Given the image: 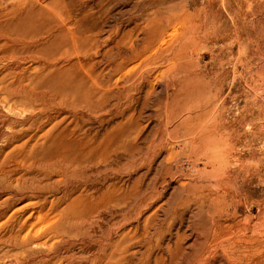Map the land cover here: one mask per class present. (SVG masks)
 <instances>
[{"label": "rangeland", "instance_id": "374dc122", "mask_svg": "<svg viewBox=\"0 0 264 264\" xmlns=\"http://www.w3.org/2000/svg\"><path fill=\"white\" fill-rule=\"evenodd\" d=\"M0 53L63 208L22 247L0 217V264H264V0H0Z\"/></svg>", "mask_w": 264, "mask_h": 264}, {"label": "bare ground", "instance_id": "6f19581e", "mask_svg": "<svg viewBox=\"0 0 264 264\" xmlns=\"http://www.w3.org/2000/svg\"><path fill=\"white\" fill-rule=\"evenodd\" d=\"M10 71H0V194H4L6 196L2 199L3 202H0V217H5V220L3 221V223L5 224L6 220L8 222V220L12 219V221H10V231L13 230V232L7 231L10 238L9 241L11 242V246L13 244V247L15 245V247H22V245H28L30 244V242H35L40 237V234L58 229L56 227H58L59 225L56 223H58V219H60V214L63 209L60 207L62 199L57 196L54 199L47 198L46 195L48 193V189H45L44 186H40L39 183L56 174V172L58 171L57 168H59L60 160L58 158L59 154L56 153L55 146L56 144L58 145L56 141L59 140L60 135L56 137V128L52 126L55 129V132H50V129L45 130L41 135L43 140L40 147L36 146V142L39 138V136H37V131L41 130L45 124L43 123L44 121H38V114L35 115V118H31L32 120H28L24 115V110L26 109V104L28 102L27 100H31L29 98L30 96L32 97V95H34L35 97H37V99L39 98V101L34 102L39 104L41 103V101H44L42 97L49 95V90L47 89V92H35L36 90L34 91V89L42 84L38 85L36 83L30 85L31 83L26 81L25 70H21L16 73L11 81H6L7 76L11 74ZM52 91L53 92L52 94H50V96L52 97L53 101H56L58 98L57 93L53 89ZM39 105L41 106V104ZM46 113L49 112L47 111ZM55 114L56 113L54 112L51 118L52 120L55 119ZM14 115H16L20 120H18L20 128L18 129L19 131L16 134L10 132V119H12L11 117ZM52 125L56 127V123ZM29 126H33V129L30 130ZM64 134H66V137L67 133L64 132ZM61 135H63V133H61ZM46 142H49V144L51 145L50 147L53 148V153L50 152L49 154V152L47 151L46 155H44L45 153L41 151V147ZM47 153L48 155H52L47 156ZM31 158L35 159L31 160ZM44 158H47L49 161ZM28 180L31 181L29 182ZM14 181H16V183H14L13 185L15 187L13 190L12 182ZM27 182L31 184H27ZM52 189H55V187L53 186ZM62 193L64 194V192ZM66 193L68 194L67 197H69L70 193ZM10 196H17V198L13 197L14 200H11ZM31 199H35V201H31ZM21 202H24L21 206L15 207V209L13 208L17 203ZM68 207L69 205L67 206V208ZM11 209L13 210L12 212ZM27 210L31 211L28 217L19 220L21 212H26ZM30 219L33 220L31 221ZM28 227L30 228L29 230H27V233L24 232V234L21 236L18 234L20 233V231L28 229ZM176 261L175 263H178Z\"/></svg>", "mask_w": 264, "mask_h": 264}]
</instances>
